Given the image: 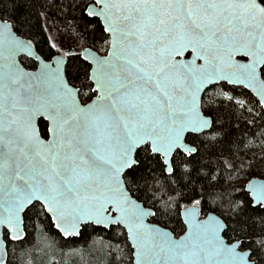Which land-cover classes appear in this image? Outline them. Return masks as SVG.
<instances>
[{
  "label": "snow or ice",
  "instance_id": "obj_1",
  "mask_svg": "<svg viewBox=\"0 0 264 264\" xmlns=\"http://www.w3.org/2000/svg\"><path fill=\"white\" fill-rule=\"evenodd\" d=\"M4 90L63 109L0 128V264H264V0H0Z\"/></svg>",
  "mask_w": 264,
  "mask_h": 264
},
{
  "label": "water",
  "instance_id": "obj_2",
  "mask_svg": "<svg viewBox=\"0 0 264 264\" xmlns=\"http://www.w3.org/2000/svg\"><path fill=\"white\" fill-rule=\"evenodd\" d=\"M157 52L160 55H163V49L158 48ZM102 55V54H101ZM178 83V81H177ZM74 103V101H73ZM63 109V101L57 97H51L50 94L44 93L41 96H33L31 94H26L25 96H20L18 92H9L8 90H4L0 92V128L7 127L10 119H15L19 124V131L17 132V138L21 139L22 142L28 143L30 147L39 149L41 146L38 144H33L31 142V138L34 136L32 132V127L30 126L28 129V137L25 138L23 127L24 124L28 123L32 117H34L39 112H51L55 111L56 113H60ZM110 117H104L101 129L96 131L95 126L91 123L89 124V128L93 130V134L99 136L100 138H104L106 135L105 127L107 123L110 121ZM128 120L127 113L122 112L120 114L119 123H126ZM57 125V117L54 116L53 119V131L55 134ZM14 131L16 129L14 128ZM7 136V134H5ZM5 169L10 167V165H5ZM9 187V177L5 175L3 184H0V188L7 189ZM14 192H22L23 189L19 185H15L11 189ZM199 219L201 221H205L206 217L202 218V213L200 214ZM169 232L172 233L175 240L179 241L184 233L180 237H176L174 233L168 229ZM189 258H192L191 255Z\"/></svg>",
  "mask_w": 264,
  "mask_h": 264
},
{
  "label": "trees",
  "instance_id": "obj_3",
  "mask_svg": "<svg viewBox=\"0 0 264 264\" xmlns=\"http://www.w3.org/2000/svg\"><path fill=\"white\" fill-rule=\"evenodd\" d=\"M103 54V53H101ZM243 124V120L246 116L238 117ZM244 129L241 128V132ZM199 147V144L196 145ZM255 152H260L261 147H255L252 149ZM246 180H237V184H243ZM159 195V194H158ZM176 200L173 199L172 204L174 206ZM207 214L206 212H203ZM171 225L168 229L173 233H178L183 230V226L179 225L176 220L171 221ZM38 247L32 249L29 253L25 254L18 264H111V256L107 253L106 244L97 242L95 246L91 247L83 255L76 254L71 255L67 253L65 249L63 252L59 247L50 246V242L38 241ZM82 243V242H81ZM121 264H124L122 261Z\"/></svg>",
  "mask_w": 264,
  "mask_h": 264
},
{
  "label": "flooded vegetation",
  "instance_id": "obj_4",
  "mask_svg": "<svg viewBox=\"0 0 264 264\" xmlns=\"http://www.w3.org/2000/svg\"><path fill=\"white\" fill-rule=\"evenodd\" d=\"M102 55H103V54H102ZM206 215H207V214H204V213L202 212V218L206 217ZM184 231H185V228L183 227V230H182V231H180V232H178V233H174V235H175L176 237H180V236L184 233Z\"/></svg>",
  "mask_w": 264,
  "mask_h": 264
}]
</instances>
